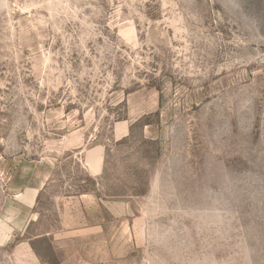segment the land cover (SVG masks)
Returning a JSON list of instances; mask_svg holds the SVG:
<instances>
[{
	"label": "rangeland",
	"instance_id": "rangeland-1",
	"mask_svg": "<svg viewBox=\"0 0 264 264\" xmlns=\"http://www.w3.org/2000/svg\"><path fill=\"white\" fill-rule=\"evenodd\" d=\"M0 264H264V0H0Z\"/></svg>",
	"mask_w": 264,
	"mask_h": 264
}]
</instances>
